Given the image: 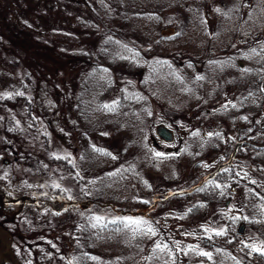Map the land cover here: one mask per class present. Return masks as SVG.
I'll use <instances>...</instances> for the list:
<instances>
[{"label": "trees", "instance_id": "obj_1", "mask_svg": "<svg viewBox=\"0 0 264 264\" xmlns=\"http://www.w3.org/2000/svg\"><path fill=\"white\" fill-rule=\"evenodd\" d=\"M49 1L38 14L62 12L66 29L52 34L64 48L49 52L48 41H37L55 60L47 72L36 65L14 70L13 40L20 45L19 32H38L0 0V203L12 208L0 218L9 242L0 244V264H137L147 254V227L121 221L144 217L156 201L150 195L167 197L168 190L190 197L184 224L212 213L223 223L195 226L184 264H264L261 251L235 229L244 224L264 246V0ZM66 72L75 74L70 100ZM159 123L185 128L177 153L155 155L146 129ZM55 139L68 153L53 152ZM110 142L120 143L117 152ZM168 161L185 163L188 174L201 178L181 180L178 188L162 178L152 187L151 176ZM18 162L34 179L10 172ZM64 174L77 193L60 182ZM232 186L242 195L237 216L226 212ZM124 204L133 209H117ZM88 205L118 211L97 222L82 210ZM18 209L41 212V225L31 228L36 221ZM63 220L70 222L66 252L58 242ZM19 222L31 240L21 239L13 227ZM149 253L148 264H168L156 250ZM173 254L174 264L179 255Z\"/></svg>", "mask_w": 264, "mask_h": 264}, {"label": "rangeland", "instance_id": "obj_2", "mask_svg": "<svg viewBox=\"0 0 264 264\" xmlns=\"http://www.w3.org/2000/svg\"><path fill=\"white\" fill-rule=\"evenodd\" d=\"M9 2L10 5V10L13 12L14 17H16V19L18 21H24L26 23H28L30 26L34 27L37 34V36L42 37L41 39L38 38L37 36H35V34L30 33L28 31L22 32V33H18L17 34V40H18V44L20 45H15V41L13 40V46H11L10 49V53L12 54V57L15 59L16 63L14 64V70L15 71H20L21 69L23 70L25 67H32L34 65H36L37 67H44V70H46L47 72L52 71L54 67L51 66V61L55 60L52 59V57L50 58L46 52L44 51L41 47H40V43L38 44L37 41H48L49 42V49H51L52 51L49 52H53L54 49L53 48H58V47H62L64 48V46L60 43L59 41V36H57V34L52 35L54 33H64L65 32V25L62 23L63 20V13L62 12H52L51 10L53 9H49V11L47 10L46 13L44 15L38 14V11L40 9H44L48 4H49V0H6ZM50 7V5H48ZM59 7V6H58ZM59 10L60 7H59ZM58 10V11H59ZM5 25H7V22L4 21V23L1 25V29L5 30ZM171 29H169L166 32H170ZM49 35H52L49 37ZM36 39V40H35ZM38 45V46H36ZM42 46V45H41ZM66 48V47H65ZM34 63V64H31ZM50 64V65H49ZM41 65V66H40ZM13 67V66H12ZM9 68V67H8ZM12 69V68H11ZM64 75L67 77V81L69 80V83L67 82V87H66V91L65 88L63 89L64 93H65V97L67 95L68 100H70V98L73 96L74 93V88H75V79L74 76L75 74L72 73H64ZM5 84V82L3 83ZM68 100L64 101L65 105V112L68 118L72 117V112H71V108H72V104H70L68 102ZM166 121H168L170 124L172 122L171 117L167 116L165 118ZM168 123V124H169ZM159 127H165L168 128L170 130V132L172 133V140L170 141L172 144L171 145H166L164 144L165 141H163L157 134L156 130ZM185 128H181V126L179 127H175L172 128L170 126H166L162 123L156 124L154 127L152 126H148L147 127V132H146V136L148 137V139L155 145H157L158 148L153 149V151L155 153H168V152H176L177 153V148H175L177 144V141L180 139H183V137L185 136V131L183 130ZM54 144L53 147V152L54 151H58V150H62V151H67L69 148L67 146L63 147L62 142L58 141V140H53L52 141ZM120 144L119 142H110L109 144V148L111 150V152H117L118 151V147ZM121 146V145H120ZM20 147V146H19ZM27 148V147H26ZM40 147H38L37 149H39ZM80 147H76V155L79 153ZM139 154L137 155V158L139 157ZM138 163L140 162V160H137ZM172 161H168V163H166V165H159L160 170H164L161 172V174L156 175V176H151L152 180H151V186L154 187L157 184V181H159L162 178H166L168 181H170L171 183L174 184V186L177 185L178 182H180L181 180H186L189 177H196V178H201L200 174H195L194 172L191 174H188L189 171V166H187L185 163L181 162V161H177L176 163H171ZM137 163V164H138ZM1 169H3L0 166ZM159 169V168H158ZM10 172L12 174H15L17 176V179H26V180H30V179H34L32 176H30V169L22 162H18L15 164L10 165L9 168ZM183 173V175H181ZM47 181V178H44ZM72 178L66 174L61 176V180L60 182L66 187L71 189V191H73V193H77L78 192V186L75 185V182H73L71 180ZM34 181V180H32ZM45 181V182H46ZM179 186H176L175 188H178ZM167 197L161 193H158L157 195L160 196L158 198H155L154 196L149 197V199H152L153 201V206L149 211H146L147 213H145L144 217H131L130 219L133 220H143L146 221L147 224L144 225L146 227L151 226V228L154 230V235L153 234H145V238L143 239V251L147 250V254H144L141 256V259L139 261H137V264H148L150 262V260L152 261L154 258L151 259L152 254L149 253V251L151 252V250H156L158 252V258L163 259V260H168L165 261L166 263L170 264L172 261H169V259H171L174 254H173V250L176 249V251H178L179 257L176 258L175 260L178 259L177 263L174 264H184L183 259L185 257V251L187 248V245H189L190 243V239L191 236H193L196 232L195 226H200V225H204L210 229H216L217 227H220L223 223L222 221H218V219H216L217 216H214L216 214L212 213L214 212V208L209 209L210 212L212 214H210L207 217L204 218H195L193 219L194 221L189 222L188 224H184V222H182L180 216L183 215L185 213V210L190 206L191 200L190 197H184V198H178V194H173L171 193L169 190L167 191ZM161 194V195H160ZM231 197L227 199V205H226V212L230 213V215H234L237 216L238 213L237 211L239 210V202H241L242 204V195L239 191H237V189L234 187L233 192L231 193ZM149 201V200H148ZM150 202V201H149ZM4 203H0V218H2L3 216L7 215L10 213L12 208H9L7 206H5ZM87 206V205H86ZM89 206V205H88ZM125 209V211H130L133 208H130L128 206V204H124L122 206H119L117 209ZM88 210L89 212H91L95 217L100 216V215H105V216H110V217H114L115 216V212L118 211L117 209H109V208H103V207H96V206H89V208L85 207L82 208V210ZM135 209V208H134ZM19 214L23 215L29 222L30 219L36 221L34 223V225H32V223L30 222L29 226L32 227H36V226H40L41 225V218L39 217L42 213L39 212H23V210L18 209ZM79 211V210H78ZM23 212V213H22ZM214 214V215H213ZM11 215H9L8 217H11ZM219 216V215H218ZM69 217V216H68ZM72 222H73V218H71ZM1 222V220H0ZM7 222V221H4ZM1 222V223H4ZM10 222V221H9ZM7 225L10 226L11 223H9ZM47 223V222H46ZM5 225V224H4ZM19 225V226H18ZM18 225L13 226L14 228H16L17 230L21 231V239H30L28 232L29 229L27 227H23L21 226V223L19 222ZM240 224L235 226V229H237V227ZM58 226V237H59V244L61 247V250L63 252H66V250L68 249V245L70 242V235H69V227H70V222L69 220H63L59 223H57ZM61 230V231H60ZM5 231L4 230H0V244L3 243H9L7 239L5 238ZM240 240H242L244 243L250 245L251 247L255 248V249H260L261 246H263V241L262 239L258 236V234L244 226L243 228V233L241 235ZM15 241V240H14ZM160 244L161 248L163 249V246H167L166 249L161 250V249H157L156 245ZM181 256H182V260H181ZM173 262L175 261L174 258L172 259ZM173 264V263H171Z\"/></svg>", "mask_w": 264, "mask_h": 264}, {"label": "snow or ice", "instance_id": "obj_3", "mask_svg": "<svg viewBox=\"0 0 264 264\" xmlns=\"http://www.w3.org/2000/svg\"><path fill=\"white\" fill-rule=\"evenodd\" d=\"M211 135V134H209ZM156 156H161L162 154L161 153H156L155 154ZM97 220V222H99L101 220L100 217H96L95 218ZM113 223H116V221H113ZM121 223L125 224L126 227H129V228H132L134 230H144L142 226L146 225L147 222L146 221H143V220H133V219H127V220H123L121 221ZM145 234H155L154 233V230L151 228V226H148L146 228V232ZM223 233L222 232H217L216 235H222ZM156 248L157 249H161V250H164L167 248V246H163V249L161 248V245L160 244H157L156 245ZM253 250H258V249H253ZM259 251H261V254L264 255V246H262L261 249H259ZM200 255L202 256H207L209 259L211 258V253H208V252H201Z\"/></svg>", "mask_w": 264, "mask_h": 264}, {"label": "water", "instance_id": "obj_4", "mask_svg": "<svg viewBox=\"0 0 264 264\" xmlns=\"http://www.w3.org/2000/svg\"><path fill=\"white\" fill-rule=\"evenodd\" d=\"M157 134H158L162 139H164L165 141H170L171 138H172V135H171L170 131H169L167 128H165V127H159V128L157 129ZM243 228H244L243 225H241V226L238 227V233H239V234L242 233Z\"/></svg>", "mask_w": 264, "mask_h": 264}, {"label": "flooded vegetation", "instance_id": "obj_5", "mask_svg": "<svg viewBox=\"0 0 264 264\" xmlns=\"http://www.w3.org/2000/svg\"><path fill=\"white\" fill-rule=\"evenodd\" d=\"M233 190H234V187L232 186V187H231V193L233 192Z\"/></svg>", "mask_w": 264, "mask_h": 264}]
</instances>
